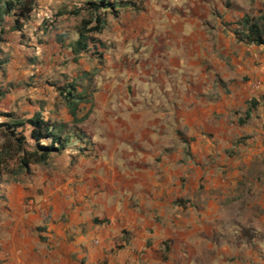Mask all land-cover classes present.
I'll use <instances>...</instances> for the list:
<instances>
[{"label":"crops","instance_id":"obj_1","mask_svg":"<svg viewBox=\"0 0 264 264\" xmlns=\"http://www.w3.org/2000/svg\"><path fill=\"white\" fill-rule=\"evenodd\" d=\"M83 1L40 0L22 32L51 34L67 58L40 66L45 76L27 90L14 93L0 80V113H42L71 137L50 165L2 185L0 264H229L215 251L223 218H245L264 235V181L255 179L261 169L253 163L264 154V46L236 34L245 32L244 20L264 13V3L214 0L211 8L210 0H198L193 17L205 14L191 19L195 26L186 31L180 20L163 23L152 0H129L95 35L97 48L75 61L69 46L77 30L61 23L79 25L81 16H61L53 25L49 19ZM121 41L151 52L153 69L146 72L163 96L138 103L143 111L127 105L125 117L102 120L95 130L93 105L84 102L78 112L84 121L74 124L57 87L74 82L79 92L89 90L92 62ZM4 51L0 58L8 63L0 77L11 86L16 62ZM21 51L29 63V49ZM29 198L39 203L34 212L24 209ZM230 247L222 251L232 254ZM237 253L230 264H253V247Z\"/></svg>","mask_w":264,"mask_h":264},{"label":"rangeland","instance_id":"obj_2","mask_svg":"<svg viewBox=\"0 0 264 264\" xmlns=\"http://www.w3.org/2000/svg\"><path fill=\"white\" fill-rule=\"evenodd\" d=\"M152 1L155 3V10L159 13L158 15L160 17L162 15L163 23L180 20L186 27V31L193 29L195 25L192 20L200 18L199 12L202 15L205 14L204 11L201 10L193 17V15H195L194 12L197 11L198 0ZM247 2H252L260 6L264 3V0H247ZM209 5L211 8L216 6L214 0H210ZM54 7L55 5L53 3H48L46 5V8L50 11H56ZM220 15H226V12H221ZM263 18L264 13L260 16H255L254 21L264 26ZM78 26L79 25H77L74 20H66L61 23L62 29L68 31L77 30ZM23 35L25 37H23ZM3 38L4 41L0 40V50L4 51L5 48L7 51L4 52L9 58L13 55L16 65H13L12 69L9 70V74L14 78L11 86L5 84L4 79L1 77L0 80H3V86L6 85V90L12 89L14 93L16 91L20 92V88H24L25 90L30 89L33 83H36L35 78H40L39 74L45 76L46 72L44 68L46 66L49 65L51 67L52 65L50 64L54 63L56 58L59 56H62V58L64 57L59 53L55 39L51 34H36L33 28H31V31H25V33L22 32L21 34H8ZM140 42L142 44L146 43L145 40H141ZM7 43L9 45H6ZM135 44L136 42L125 43L121 41V45L117 47H112L110 45V47L106 48V50H108V56L106 58H104V56L98 57V59L92 62L93 71L89 77L91 86L89 90L85 92L87 98L85 103L91 102V105H93L90 123L94 127V130L99 127L100 121L102 120L125 117L127 105L138 107L139 110L143 111L138 103H143L141 105H144V103H155L156 100L161 99L163 96L153 85V78L146 72L149 71L148 69H153L149 63L151 52L144 48H137ZM22 48L29 49L28 55L25 56V58L29 60V63L22 62L21 60ZM9 54L11 55L9 56ZM33 57L38 59L35 66L31 62ZM43 57H45V60ZM64 58H67L66 55ZM42 65L44 68L40 67ZM118 87L122 88V92L117 93ZM3 113L6 112H1L0 115ZM0 120L2 121L1 118ZM86 145L91 147V144L88 142ZM86 148L87 147H83V149ZM253 163L261 169V172L259 171V173L255 175V179L264 181V154L254 157ZM30 201H33L38 208L39 203H37L34 198H29L27 202ZM252 216L255 217L256 215L254 214ZM254 223L261 225L260 221ZM220 225L221 230L215 249L216 253L219 254L217 258L218 261L228 259V263L230 264L229 259L237 256L239 247L243 250L244 247L247 248V246L250 245L251 248L253 247V264H260V258H264L263 234L254 232L248 220H245V218H236V216L232 221H226V218H223ZM230 244L232 254L223 252L222 249L224 246Z\"/></svg>","mask_w":264,"mask_h":264},{"label":"trees","instance_id":"obj_3","mask_svg":"<svg viewBox=\"0 0 264 264\" xmlns=\"http://www.w3.org/2000/svg\"><path fill=\"white\" fill-rule=\"evenodd\" d=\"M40 0H0V40L12 32H22L36 15ZM76 10L64 9L55 13L49 20L52 25L56 18L61 16L80 17L77 27V39L70 43V49L77 61L84 53H92V48H97L99 40L95 35L101 34L107 27L109 16L118 17L131 5L129 0H85ZM264 19V18H263ZM48 20L44 24L48 29ZM51 23V22H50ZM245 32L236 33L240 41L246 44L264 46V26L253 19L244 20ZM61 38L64 37L60 36ZM97 54V53H95ZM93 54V55H95ZM8 60L0 58V66L7 64ZM57 91L65 104L74 124L84 121L78 118L79 106L87 98L85 92H79L77 84L68 82L58 86ZM255 106L254 102L252 104ZM0 199L2 185L7 182H20L22 178H30L34 167H46L53 158L64 153L71 143V137L65 136L66 126L53 123L46 119L42 113H36L31 118H26L15 113L0 115Z\"/></svg>","mask_w":264,"mask_h":264},{"label":"built area","instance_id":"obj_4","mask_svg":"<svg viewBox=\"0 0 264 264\" xmlns=\"http://www.w3.org/2000/svg\"><path fill=\"white\" fill-rule=\"evenodd\" d=\"M257 87H260L261 84L258 83L256 84ZM37 206L36 204L33 202V201H30V202H27L25 205H24V209L27 211V212H34L36 210Z\"/></svg>","mask_w":264,"mask_h":264}]
</instances>
